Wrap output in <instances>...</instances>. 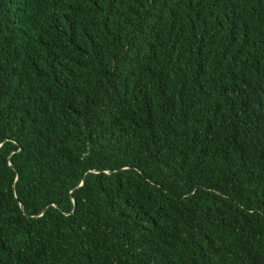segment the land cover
Returning <instances> with one entry per match:
<instances>
[{
    "label": "trees",
    "instance_id": "1",
    "mask_svg": "<svg viewBox=\"0 0 264 264\" xmlns=\"http://www.w3.org/2000/svg\"><path fill=\"white\" fill-rule=\"evenodd\" d=\"M0 264H264V0H0Z\"/></svg>",
    "mask_w": 264,
    "mask_h": 264
},
{
    "label": "water",
    "instance_id": "2",
    "mask_svg": "<svg viewBox=\"0 0 264 264\" xmlns=\"http://www.w3.org/2000/svg\"><path fill=\"white\" fill-rule=\"evenodd\" d=\"M21 208V207H20Z\"/></svg>",
    "mask_w": 264,
    "mask_h": 264
}]
</instances>
